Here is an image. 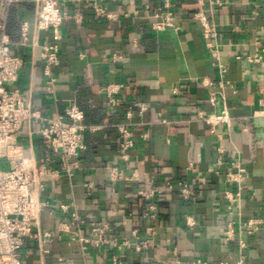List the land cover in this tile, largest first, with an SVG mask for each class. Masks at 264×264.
<instances>
[{
	"label": "crops",
	"instance_id": "1",
	"mask_svg": "<svg viewBox=\"0 0 264 264\" xmlns=\"http://www.w3.org/2000/svg\"><path fill=\"white\" fill-rule=\"evenodd\" d=\"M33 1L7 5L0 0V24H6L11 42L8 52L24 58L18 86L43 114L58 116L75 102L85 111V122L96 126L85 131L87 148L75 175L48 181L44 195L50 205L41 214V226L55 229L62 218L59 200L74 199L81 215L92 216L82 234L88 236L93 224L105 222L109 224L105 235L116 244L89 243L84 248L63 234L47 244L48 254L42 255L34 244L25 247V263L117 264L116 255L124 264H195L198 258L210 264H264V229L247 238L248 246L240 254L236 242L228 241L225 234L228 222L237 220L239 212L244 218L264 214V115H255L264 112V51L261 62L247 59L257 52V38L264 47V0H233L215 9L219 59L211 56L199 26L183 23L196 10L195 0H174L181 27L162 32L151 29L147 8L162 0L111 1L110 10L130 14L119 20L99 18L82 4L67 3L68 9L84 10L86 17L82 24L66 20L61 27V64L55 69L53 92L46 90L40 48L53 34L36 30ZM24 21L30 25L29 43L35 47L18 45ZM114 55L121 58L114 60ZM113 82L123 85L116 107L102 90ZM139 101L150 102L151 108L142 116L134 115L136 145L131 160L121 162L114 124L125 121L128 106ZM225 105L231 120L217 126L220 139L196 117L200 110L219 113ZM36 128L24 124L20 142L27 155L49 159L39 138L29 140L30 130ZM144 132L149 133L147 139ZM220 144L226 149L223 175L210 169L218 160ZM235 160L248 173L243 204L229 208L224 191L235 185L225 180L224 173ZM115 164L121 165L123 176L138 172V179L113 180L108 168ZM190 164L197 170L192 171ZM181 180L196 188L195 200L180 198ZM152 187L160 190L153 199L156 211L149 210L152 201L136 195L139 188ZM189 217L197 221L194 227L187 224ZM135 231L149 240L141 251L133 245Z\"/></svg>",
	"mask_w": 264,
	"mask_h": 264
},
{
	"label": "built area",
	"instance_id": "2",
	"mask_svg": "<svg viewBox=\"0 0 264 264\" xmlns=\"http://www.w3.org/2000/svg\"><path fill=\"white\" fill-rule=\"evenodd\" d=\"M23 0H4L9 5L19 3ZM117 0H34L35 5V28L37 31H52L53 39L40 46L41 57L44 62L45 86L48 92L55 89L57 77L55 69L61 64L60 41L62 40L61 27L66 20H73L82 24L86 14L81 9H68L67 3L82 4L85 11L106 20H119L122 16L128 17L129 13H120L108 8L109 2ZM233 0H195L197 8L190 17L183 23H196L205 39L207 48L215 59L220 58V43L218 41L219 27L214 21L215 9L219 6L232 3ZM174 0H162L158 5H148V19L151 29L155 32H162L170 28L179 29L181 25L177 22L176 12L173 5ZM136 14L138 9L134 11ZM254 14L257 11L254 10ZM29 28L27 21L21 24V39L19 46H32L29 43ZM0 264H26L23 258V250L29 244H34L42 255L48 254L50 250L47 244L56 237L60 238L67 234L72 241H79L84 248L89 243L97 246L103 244H113L116 242L109 240L105 233L109 229V224L97 222L90 229V234L84 236L81 232L83 226L87 224L92 216L90 214L81 215L77 209L74 199L64 198L59 200L58 208L61 212V220L53 230H44L41 226V214L49 205L50 200L44 194L48 189V181L65 175L72 178L79 168L81 154L86 150L87 144L84 139L86 130H93L96 126L85 122V111L75 102L69 104L64 112L52 117L43 114L39 109L33 108L29 103V98L18 86L21 72L24 66V58L19 54L8 52L11 44L9 35L6 32V24H0ZM261 38L255 40L257 52L248 55L250 62H261L264 47L261 46ZM121 56L114 55V60ZM221 66V65H220ZM123 85L121 83H109L102 87L103 92L108 97V103L116 107L120 99L118 93ZM174 94L179 90L174 89ZM211 102H215V97H210ZM151 108L148 101L134 102L128 106L126 120L114 124L118 132L119 158L121 162L131 160V150L135 147V126L134 115L136 112L142 116ZM255 115H264V112H256ZM197 120L203 121L211 126V132L217 134L221 139V134L217 133V126L230 122L231 115L225 105L219 113H208L200 110L197 113ZM161 122H168L161 119ZM37 125L36 131L30 130L29 140L39 138L42 145L49 152L50 157L37 158L34 155H27L24 145L20 142L19 136L24 124ZM144 139L149 137L148 132L142 134ZM31 141V140H30ZM225 147L220 144L218 147V160L210 169L223 175L220 168L225 163ZM232 168L224 173L227 182L235 185L234 189H226L225 197L228 200L229 208L243 204L244 182L247 176V168L239 161L232 163ZM121 165L110 166L111 178L138 179V172L134 177L123 176ZM192 171H196L193 164L189 165ZM152 180V179H151ZM204 182L205 177H199ZM87 188L92 189V184L87 183ZM179 196L186 201H193L197 198L196 188L189 185L186 180L178 183ZM160 193V190L152 187L149 190L139 188L136 191L138 197H143L152 201L149 206L150 211L158 209L153 199ZM146 214H149L146 212ZM197 221L189 217L187 224L191 227ZM264 229V214L244 218L242 213H238L237 220H230L226 228V239L236 242V249L239 254L248 246L247 238L257 231ZM136 234V231H135ZM136 241L133 243L137 251L148 247L149 240L141 239L136 234ZM129 244V241H126ZM113 261L117 264H124L113 256ZM195 264H210L207 260L198 258ZM219 264H225L224 261Z\"/></svg>",
	"mask_w": 264,
	"mask_h": 264
}]
</instances>
